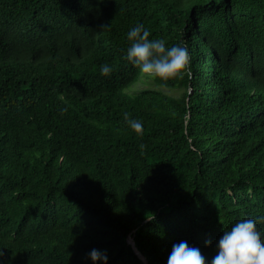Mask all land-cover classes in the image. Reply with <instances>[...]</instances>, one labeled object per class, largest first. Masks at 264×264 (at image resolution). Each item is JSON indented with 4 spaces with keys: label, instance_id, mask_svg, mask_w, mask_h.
Wrapping results in <instances>:
<instances>
[{
    "label": "trees",
    "instance_id": "trees-1",
    "mask_svg": "<svg viewBox=\"0 0 264 264\" xmlns=\"http://www.w3.org/2000/svg\"><path fill=\"white\" fill-rule=\"evenodd\" d=\"M137 23L185 46L183 77L151 80L180 96L124 94ZM259 217L264 0H0V264H166L182 240L210 264Z\"/></svg>",
    "mask_w": 264,
    "mask_h": 264
},
{
    "label": "clouds",
    "instance_id": "clouds-1",
    "mask_svg": "<svg viewBox=\"0 0 264 264\" xmlns=\"http://www.w3.org/2000/svg\"><path fill=\"white\" fill-rule=\"evenodd\" d=\"M149 30L140 23L130 27L126 33L129 46L124 59L148 80H157L166 86L171 79H180L186 72L188 53L183 44L166 46L161 38H149ZM101 75H109L112 67L109 64L100 66ZM124 123L135 133L142 134L143 125L139 119L131 118L123 112ZM143 147V145H140ZM257 219L244 218L237 220L216 242V253L210 264H264V232L257 227ZM209 241H205L207 245ZM88 258L96 264H107L106 251L91 249ZM166 264H207L206 257L198 247L189 246L186 241L174 243L168 254Z\"/></svg>",
    "mask_w": 264,
    "mask_h": 264
},
{
    "label": "rangeland",
    "instance_id": "rangeland-1",
    "mask_svg": "<svg viewBox=\"0 0 264 264\" xmlns=\"http://www.w3.org/2000/svg\"><path fill=\"white\" fill-rule=\"evenodd\" d=\"M144 89H155L162 91L165 94L171 95V96H180L182 93V90H170L166 88H158L154 86L151 82V80H148L145 76L141 75L140 80L134 84L132 87L124 91V94L129 95V94H137L140 93Z\"/></svg>",
    "mask_w": 264,
    "mask_h": 264
},
{
    "label": "water",
    "instance_id": "water-1",
    "mask_svg": "<svg viewBox=\"0 0 264 264\" xmlns=\"http://www.w3.org/2000/svg\"><path fill=\"white\" fill-rule=\"evenodd\" d=\"M130 243H133L132 241H130ZM144 262H145V264H147V261L144 259Z\"/></svg>",
    "mask_w": 264,
    "mask_h": 264
}]
</instances>
